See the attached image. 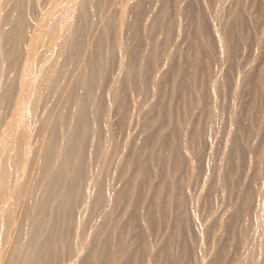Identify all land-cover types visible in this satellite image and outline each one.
Segmentation results:
<instances>
[{"label":"bare ground","instance_id":"6f19581e","mask_svg":"<svg viewBox=\"0 0 264 264\" xmlns=\"http://www.w3.org/2000/svg\"><path fill=\"white\" fill-rule=\"evenodd\" d=\"M258 16L264 0H0V264H264Z\"/></svg>","mask_w":264,"mask_h":264},{"label":"rangeland","instance_id":"374dc122","mask_svg":"<svg viewBox=\"0 0 264 264\" xmlns=\"http://www.w3.org/2000/svg\"><path fill=\"white\" fill-rule=\"evenodd\" d=\"M261 1H262V0H261ZM260 4H261V3H260ZM154 5H155V4H154ZM154 5H153L152 7H154ZM260 10H261V8H258V11L255 12V13H257L256 15H259V16H260V14H262V13H260V12H261ZM259 11H260V12H259ZM259 16H258V17H259ZM186 17H187V16H185V17L183 16V18L187 19ZM248 17H249V16H248ZM260 17H261V16H260ZM260 17H259V20H258L257 18H256V19L258 20V22H260V23L262 22V23H263L262 26H261V29H260L261 31L259 30V28H260V23H259V24H256V23H258L257 20H256V23H255V25H254L255 28H256V30H254V31L258 32V30H259V31L261 32V34H262V33L264 34V29H263V27H264V21H263V20H264V19L262 20V19H260ZM185 19L183 20L182 17L180 18V23H181L182 25H184V24L187 25V22H188V21H186ZM181 20H183V22H182ZM260 20H261V21H260ZM246 21H247V19H246ZM184 22H186V23H184ZM183 23H184V24H183ZM256 25H258V27H257ZM184 26H185V25H184ZM253 28H254V27H253ZM257 29H258V30H257ZM250 31H251V30H250ZM245 32H246V31H245ZM245 32H244V33H245ZM263 34H262V35H263ZM244 35H245V38H246V36H247V37L249 38V40H248V38H247L246 41H245V38H244V40H242V41H244L243 44H242V41L240 42L241 44L239 43L241 46L239 47L238 56H237V61H239V59H240V61H243V59H246V58L248 57V52H250V53H249V56L251 55V51H252V47H253V43L251 44V41H253V40H252V38H250V36L252 35V33H250V34H243L242 38L244 37ZM248 35H249V36H248ZM262 35H261V36H262ZM262 37L264 38V35H263ZM181 39H182V38L179 37L178 40H177V43H179L178 46L181 47V48H183V46H184V48H185V42H184V41L182 42ZM250 39H251V40H250ZM263 40H264V39H263ZM248 41H249L250 44H251V46H249V47H248V45H247V44H248V43H247ZM262 43L264 44V41H262ZM245 44H246V45H245ZM250 44H249V45H250ZM262 46H264V45H262ZM240 49H241V50H240ZM262 49H263V47H262ZM250 50H251V51H250ZM245 54H246V57H245ZM242 56H244L245 58H242ZM238 57H239V58H238ZM243 95H244L243 98H245V95H246V94H243ZM246 96H247V95H246ZM247 98H248V97H247ZM247 98H245V99H247ZM245 99H244V100H245ZM242 100H243V99H242ZM244 100H243V101H244ZM243 101H242V102H243ZM241 104H243V103H241ZM239 105H240V104H239ZM239 107H240V106H239ZM241 118H243V116H241ZM113 119H115V118L113 117ZM132 128L134 129L133 126H132ZM133 129H132V131H131V129H130V132H131V134H133V133L135 134L134 139L136 140L137 138H139V135L137 134L138 132H136V130H135V129L133 130ZM132 132H133V133H132ZM134 134H133V135H134ZM137 136H138V137H137ZM201 155H202V154H200V156H199L198 158H199V159L201 158V159H200V160L202 161V164H201V165L203 166V165H204V164H203V158H202L203 155H202V156H201ZM246 157H247V155H246ZM246 157H245V158H246ZM244 170H245V169H244ZM245 171H247V170H245ZM198 181H199V179H198ZM198 181H197V182H198ZM199 183H200V182H199ZM196 184H197V183H196ZM196 184L194 183V186L191 185L192 187L190 188V193H192V192L195 193V192L197 191V189H198L197 187H199V186H198L199 184H197V186H195ZM194 187H195V188H194ZM196 188H197V189H196ZM194 189H195V192H194ZM214 194H215V193H214ZM216 194H217V193H216ZM214 196H216V198H215ZM218 196H219L218 194H217V195H213V197L211 196V198L209 199V201L206 202V203H207V206H206V205H204V206L202 205V206L200 207V209H199V212L202 213V212L204 211V213H202V215H203V214L205 215L207 209H209V208L217 210L219 207L217 208V206H215V205H218L219 203H217V202H215V201H216V200H219V197H220V196H219V197H218ZM217 197H218V198H217ZM212 198L215 199L214 201H213V200H212V201H213L214 203H217V204H214L213 202H210ZM206 203H205V204H206ZM208 203H212V206H215V207L210 206L211 204L209 205ZM208 205H209V206H208ZM201 213H199V214L201 215ZM204 215H203V216H204ZM219 235H221V234H219ZM221 236H222V237H220V238H221V239H220V242H222L221 240H223V239L226 237V234H225V233H222ZM228 242H229V240L226 241V245H225V246H221V248H220L219 251L221 252L222 255H226L227 257H230V255L232 256V250L228 247ZM207 251L211 253V254H210V256H211L212 254H214V253L217 251V249H213V247H209V249H208ZM208 254H209V253H208ZM208 254H207L206 256H208ZM210 256H209V257H210Z\"/></svg>","mask_w":264,"mask_h":264}]
</instances>
